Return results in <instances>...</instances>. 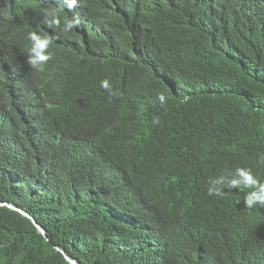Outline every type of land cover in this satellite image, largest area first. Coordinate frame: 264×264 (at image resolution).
Instances as JSON below:
<instances>
[{
    "label": "trees",
    "instance_id": "1",
    "mask_svg": "<svg viewBox=\"0 0 264 264\" xmlns=\"http://www.w3.org/2000/svg\"><path fill=\"white\" fill-rule=\"evenodd\" d=\"M51 1L0 0V264H264V0Z\"/></svg>",
    "mask_w": 264,
    "mask_h": 264
},
{
    "label": "clouds",
    "instance_id": "2",
    "mask_svg": "<svg viewBox=\"0 0 264 264\" xmlns=\"http://www.w3.org/2000/svg\"><path fill=\"white\" fill-rule=\"evenodd\" d=\"M53 1L55 0H52L50 4L57 3V9L65 13L64 22L66 21V23H68L69 28L73 26L72 24L80 25L82 20H84L82 17V6L84 4V0H56L57 2H53ZM71 19H77V20L75 22H72ZM43 24L46 26V28L50 32H53L55 29L58 28L60 24V18L57 15L53 17L45 16V20L43 21ZM28 39L32 41V45H33L32 48L30 49V52H35L36 57L39 58L40 61L47 62L49 59H51L50 54L48 55L41 54L42 50H44L47 47V45L51 42L49 38L47 37L42 38L35 31H33V32L28 33ZM29 62L35 64V59L30 58ZM101 86L105 89L110 90L109 82L107 80L102 81ZM160 100H161V103L163 104L164 97L161 96ZM241 175L244 177L243 182L239 180H233L232 183L239 187L241 185H244L246 187H250L254 189L253 191L246 194L245 199H244L245 206L251 208L257 203L260 204L261 206H264V182L257 180L255 177L250 175L248 172L241 171ZM208 194L211 195V192H209ZM2 203L3 204L1 205H6V206L10 205V206L17 208L18 210L8 206L9 208L14 209L18 212H20L19 210H21L14 205H11L5 202H2ZM21 211L25 212L24 210H21ZM25 213H28V212H25Z\"/></svg>",
    "mask_w": 264,
    "mask_h": 264
},
{
    "label": "water",
    "instance_id": "3",
    "mask_svg": "<svg viewBox=\"0 0 264 264\" xmlns=\"http://www.w3.org/2000/svg\"><path fill=\"white\" fill-rule=\"evenodd\" d=\"M0 204H3L2 202H0ZM9 207L11 208H14V209H17L13 206H10L8 205ZM18 210V209H17ZM22 214H24L25 216H27L28 218L31 219V221L34 223V225L39 229V231L42 233V234H45V230L44 228L32 217L30 216L28 213H25L21 210H19ZM60 251L65 255V257L67 258L68 261H70L71 264H80L78 263L77 261H75L73 258L69 257L68 255L65 254V252L63 250L60 249Z\"/></svg>",
    "mask_w": 264,
    "mask_h": 264
},
{
    "label": "bare ground",
    "instance_id": "4",
    "mask_svg": "<svg viewBox=\"0 0 264 264\" xmlns=\"http://www.w3.org/2000/svg\"><path fill=\"white\" fill-rule=\"evenodd\" d=\"M22 210V209H21Z\"/></svg>",
    "mask_w": 264,
    "mask_h": 264
}]
</instances>
